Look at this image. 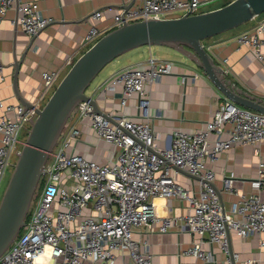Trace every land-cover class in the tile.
<instances>
[{
	"label": "built area",
	"instance_id": "obj_1",
	"mask_svg": "<svg viewBox=\"0 0 264 264\" xmlns=\"http://www.w3.org/2000/svg\"><path fill=\"white\" fill-rule=\"evenodd\" d=\"M41 1L0 0V23L16 3L17 23L27 35L36 36L51 22L40 11ZM135 1L133 9L113 18V29L124 22L200 13L201 6L199 0ZM102 17L99 11L91 15L97 22ZM262 30L238 35L237 50L247 48L256 59L262 60L259 51L264 45V39L259 38ZM102 35L92 26L83 46L89 48ZM172 68L171 61L151 56L139 67L120 71L114 76L112 85L122 86L121 104L125 105L126 98L137 94L140 108L147 115L144 87L171 74ZM42 78L44 95L28 109L0 99V186L7 182L9 170L15 163L13 158H17L22 148V133L27 131L29 121L35 119V110L42 108L57 86L59 73H43ZM3 81V65L0 64V83ZM88 118L95 135L113 147L106 164L68 153L81 136L79 126ZM114 123L110 117L96 114L89 103L78 105L50 154L41 180L44 186L32 202L26 224L1 256L0 264H115L117 253L127 256L130 264H152L146 245H141L134 235L140 229L153 230L156 222L159 233L175 228L199 237L183 254L213 262V253L203 249V245L208 244L219 247L227 264H236L239 255L231 252L227 231H234L242 239L264 234V202L259 195L264 163L258 164L253 193H238L230 180H225L224 192L237 198L228 212L223 209L214 187V172L207 166L214 163L220 153L235 146L258 147L264 143V114L225 103L213 112L204 128L194 132L175 130L170 145L165 148L157 147V134L148 121L134 122L120 115ZM211 133L216 134L213 141L208 139ZM255 153L258 154L257 148ZM172 167L199 179L197 196L175 182ZM172 197L185 200L192 212L181 217H158L155 199ZM242 264L260 263L247 259Z\"/></svg>",
	"mask_w": 264,
	"mask_h": 264
},
{
	"label": "crops",
	"instance_id": "obj_2",
	"mask_svg": "<svg viewBox=\"0 0 264 264\" xmlns=\"http://www.w3.org/2000/svg\"><path fill=\"white\" fill-rule=\"evenodd\" d=\"M231 1L233 0H199L200 12L218 9ZM135 2L42 0L39 3L40 11L44 17L51 19V22L33 37L27 35L17 23V4H13L0 23V64L3 65L4 76V81L0 83V99L6 104L21 105L17 98L19 95L32 106L44 95L43 73H59V83L76 59L85 52L87 47L83 46V42L89 29L96 26L103 34L109 32L113 29V18L133 9ZM95 11L103 15L98 22L91 18ZM259 28H263L259 38L264 39V14L234 30L205 40L202 44L213 60L224 69L226 80L233 88L243 95L261 99L264 103V45L259 49L262 60H258L247 48L237 50L236 44L238 35L251 34ZM143 48L135 49L110 63L88 89V95L96 101L100 111L112 119V123L120 115H126L134 122L148 121L157 134V147L165 148L170 145L175 130H200L212 119L213 112L219 106L231 103L201 70L178 59L172 49L154 47V50L145 51ZM152 52L162 55L159 60L171 61L173 68L171 74L164 75L144 87L147 93L145 100L148 103L145 115V111L140 108V98L137 94L126 98L125 105L121 104L122 86L112 85V80L123 69L145 64ZM172 56L177 61H173L170 58ZM89 124L88 118L79 126L82 130L81 136L74 141L68 153L80 155L100 165L106 164L113 147L100 140ZM215 138L216 134H209L210 141ZM256 148L258 154L255 153ZM259 162L264 163V143L258 147L235 146L220 153L214 163L207 164L214 172L213 184L226 212L237 198L224 192L225 180H230V185L238 193H253ZM171 175L175 182L190 194L198 195L197 177L176 167L171 168ZM262 180L259 195L264 202V177ZM4 187L5 183H2L0 198ZM154 204L158 217H181L192 212L188 203L178 197L169 200L158 198ZM158 225L156 222L153 224V230L140 229L134 235L141 245H146L152 264H227L226 257L218 246L203 245L205 251H211L214 255V261L210 263L183 254L199 237L188 230L179 231L175 228L166 233H159ZM227 238L231 252L239 255L240 260L236 264H242L247 259H255L264 264V234L250 235L242 239L234 231L228 230ZM115 264L130 262L127 256L123 257L117 253Z\"/></svg>",
	"mask_w": 264,
	"mask_h": 264
},
{
	"label": "water",
	"instance_id": "obj_3",
	"mask_svg": "<svg viewBox=\"0 0 264 264\" xmlns=\"http://www.w3.org/2000/svg\"><path fill=\"white\" fill-rule=\"evenodd\" d=\"M262 14L264 0H233L212 11L187 12L162 20L124 22L102 35L80 55L42 108L35 110V119L29 121L25 141L0 198V258L24 228L50 154L78 105L87 102L96 114L109 118L88 95V89L101 71L119 57L142 47L172 49L184 62L201 70L229 102L264 114L263 101L233 88L226 80L224 69L202 44ZM15 67L17 71L18 63ZM17 98L26 109L31 107L19 95Z\"/></svg>",
	"mask_w": 264,
	"mask_h": 264
},
{
	"label": "rangeland",
	"instance_id": "obj_4",
	"mask_svg": "<svg viewBox=\"0 0 264 264\" xmlns=\"http://www.w3.org/2000/svg\"><path fill=\"white\" fill-rule=\"evenodd\" d=\"M92 45H93V44H92ZM87 49H88V48H86V50H87ZM143 49H144L145 51H148L149 49L154 50L155 48H154V47H144ZM86 50H85V51H86ZM172 51H173V50H172ZM176 55H177L176 57H177L178 59H181V58H180L181 56H180L177 52H176ZM152 56H153L154 58L156 57V59H161V58H162V55H161V54H155L154 52H152ZM170 58H172L173 61H177V60L175 59V57H173V56L170 57ZM69 69H70V68H69ZM53 91H54V90H53ZM53 91H52V92H53ZM51 94H52V93H50V94L48 95L47 99L50 97ZM47 99H46V101H47ZM46 101H45V102H46ZM45 102H44V103H45ZM28 128H29V127H28ZM27 130H28V129H27ZM26 134H27V131H26V132H23V133H22V136L20 137V139L23 140V141H25ZM16 160H17V158L14 157V158H13V162H16ZM12 170H13V168L9 170V174H8V176H7V181H8V178H9V176H10ZM6 183H7V182H5V186H6ZM42 186H44V182H43V181L41 182L40 189L42 188ZM4 188H5V187H4ZM3 191H4V189H3ZM3 191H2V193H3ZM1 195H2V194H1Z\"/></svg>",
	"mask_w": 264,
	"mask_h": 264
},
{
	"label": "trees",
	"instance_id": "obj_5",
	"mask_svg": "<svg viewBox=\"0 0 264 264\" xmlns=\"http://www.w3.org/2000/svg\"><path fill=\"white\" fill-rule=\"evenodd\" d=\"M39 190H40V187L38 188V191H37V193L39 192Z\"/></svg>",
	"mask_w": 264,
	"mask_h": 264
}]
</instances>
